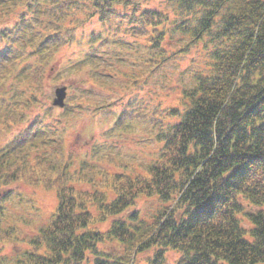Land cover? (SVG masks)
<instances>
[{
	"label": "trees",
	"instance_id": "trees-1",
	"mask_svg": "<svg viewBox=\"0 0 264 264\" xmlns=\"http://www.w3.org/2000/svg\"><path fill=\"white\" fill-rule=\"evenodd\" d=\"M148 1L0 0V17L16 15L0 27V136L25 119L24 103L38 101L33 89L63 46L87 39L77 66L99 65L108 49L121 64L128 53L140 54L150 70L130 76L137 85L191 45L209 53L183 90L182 107L143 113L136 98L118 112L113 129L134 120L155 130L159 154L141 171L94 167L67 151L64 139L51 138L55 129L41 117L0 145V185L25 181L54 189L58 201L50 221L28 238L0 209V246L27 245L13 261L1 256L0 264H137L148 251L147 264H166L170 250L179 253L177 264H264V0L142 7ZM84 13L106 28L92 37L78 31ZM176 35L189 41L173 52L168 44ZM87 67L98 76L112 73ZM144 199L161 203L150 219L137 209Z\"/></svg>",
	"mask_w": 264,
	"mask_h": 264
},
{
	"label": "rangeland",
	"instance_id": "rangeland-1",
	"mask_svg": "<svg viewBox=\"0 0 264 264\" xmlns=\"http://www.w3.org/2000/svg\"><path fill=\"white\" fill-rule=\"evenodd\" d=\"M146 5L159 8L164 6V0H149L148 3H142V7ZM0 13L3 12L0 11ZM84 15V23L78 31L84 32L86 36L90 34L92 37L94 33L106 28L107 25L103 26L97 17L92 18L86 13ZM15 18L14 13L4 14L0 17V27L12 24ZM179 37L176 35L175 40L168 44L170 51L176 52L189 41L188 38L179 41ZM134 39L136 38H131V40ZM88 49L89 45L85 39L83 45L63 46L56 51L54 58L46 64L43 85L40 89L38 86L33 89L38 101L32 104L24 103L25 119L12 129L7 127L8 130L3 131V135L0 136V145H5L14 134L41 117L46 128L52 126L51 128L55 129L52 133H48L51 138L64 139L67 151L87 158L89 164L94 167L103 171L117 172L120 165L125 164V168L132 173L136 170L141 171L140 167H146L159 154V143L154 138L155 130L150 125L134 120L122 129H113L118 112L124 110L131 100L135 102L136 98L141 103L137 109H142L143 113H150L155 107L161 109L182 107L184 102L182 92L193 84L194 73L206 67L209 60L208 50L202 44L191 45L188 52L177 55L173 58L174 60H170L163 68L148 74L137 85L129 79L130 76H136L144 69L150 70L140 54L128 53L126 56H129V59L121 64L117 63V59L113 57L115 54L117 58L116 51L108 49L104 54V61H99V65L96 66L94 62L87 64V66L94 65L93 68L100 67L99 71L106 67V72H112L103 77L98 76L94 70H86L89 69L86 65L77 66L79 58ZM99 81H105L106 84L101 85ZM54 85L67 87V105L64 108H51L49 111L52 97L45 98V95L53 89ZM24 87L32 89L29 84ZM102 105L103 107H98ZM103 109L115 113L112 117L105 118L101 113ZM174 120L175 118L172 117L163 118V121L167 123ZM7 131L9 133H6ZM32 154L35 155L37 152L34 151ZM76 186L79 189H93L91 183L86 182H78ZM57 203V193L54 189L33 186L25 181L0 185V207H2L0 209L3 211V217L9 223L15 219L23 236L27 238L33 236L40 227L50 221ZM160 205L158 200L144 199L137 209L140 210L142 218L150 219ZM5 223H3L4 226ZM243 225L248 227L246 222H243ZM100 226L106 229L108 224ZM26 247L27 245L20 241H16V244L0 246V257L4 256L13 261L14 257ZM120 253V251L114 252L115 255ZM149 255H152V251L138 254L136 263L147 264ZM178 257V252L170 250L166 264H177ZM86 264H92V261Z\"/></svg>",
	"mask_w": 264,
	"mask_h": 264
},
{
	"label": "water",
	"instance_id": "water-1",
	"mask_svg": "<svg viewBox=\"0 0 264 264\" xmlns=\"http://www.w3.org/2000/svg\"><path fill=\"white\" fill-rule=\"evenodd\" d=\"M66 95H67V87L66 86L56 87L52 104L55 106L63 107L65 105Z\"/></svg>",
	"mask_w": 264,
	"mask_h": 264
}]
</instances>
